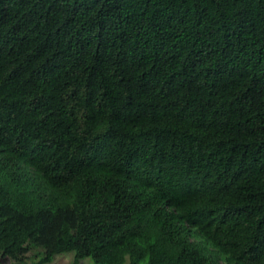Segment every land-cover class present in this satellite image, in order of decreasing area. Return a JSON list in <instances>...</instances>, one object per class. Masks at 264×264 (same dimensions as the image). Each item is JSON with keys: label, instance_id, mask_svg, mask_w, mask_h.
<instances>
[{"label": "trees", "instance_id": "trees-1", "mask_svg": "<svg viewBox=\"0 0 264 264\" xmlns=\"http://www.w3.org/2000/svg\"><path fill=\"white\" fill-rule=\"evenodd\" d=\"M264 264V0H0V264Z\"/></svg>", "mask_w": 264, "mask_h": 264}, {"label": "rangeland", "instance_id": "rangeland-1", "mask_svg": "<svg viewBox=\"0 0 264 264\" xmlns=\"http://www.w3.org/2000/svg\"><path fill=\"white\" fill-rule=\"evenodd\" d=\"M43 256L39 248L30 249L23 258V262L19 261L17 264H40L39 261ZM74 260V253H64L59 254L55 257L52 262H47L43 264H72ZM85 264H93L90 258L85 259Z\"/></svg>", "mask_w": 264, "mask_h": 264}]
</instances>
